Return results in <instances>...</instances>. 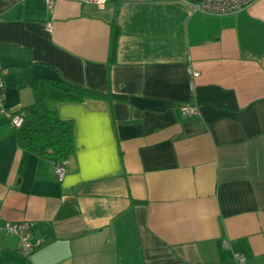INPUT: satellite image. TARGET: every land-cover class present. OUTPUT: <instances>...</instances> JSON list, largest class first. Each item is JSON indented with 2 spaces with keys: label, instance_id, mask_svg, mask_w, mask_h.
I'll use <instances>...</instances> for the list:
<instances>
[{
  "label": "crops",
  "instance_id": "0c3cea01",
  "mask_svg": "<svg viewBox=\"0 0 264 264\" xmlns=\"http://www.w3.org/2000/svg\"><path fill=\"white\" fill-rule=\"evenodd\" d=\"M53 1L0 0L3 107L41 77L112 98L54 106L73 125L61 180L0 111V224L42 240L24 259L0 232V264H264V0Z\"/></svg>",
  "mask_w": 264,
  "mask_h": 264
},
{
  "label": "trees",
  "instance_id": "16d2710c",
  "mask_svg": "<svg viewBox=\"0 0 264 264\" xmlns=\"http://www.w3.org/2000/svg\"><path fill=\"white\" fill-rule=\"evenodd\" d=\"M117 32L111 27V43ZM34 101L18 112L23 113V125L14 130L18 148L35 156L66 160L73 152V125L61 120L55 110L59 103H82L86 100H109L111 94H101L65 80L36 78L31 84Z\"/></svg>",
  "mask_w": 264,
  "mask_h": 264
},
{
  "label": "built area",
  "instance_id": "2783aa9c",
  "mask_svg": "<svg viewBox=\"0 0 264 264\" xmlns=\"http://www.w3.org/2000/svg\"><path fill=\"white\" fill-rule=\"evenodd\" d=\"M46 9L49 13L53 12L54 1L44 0ZM131 3H155V2H179L189 5L194 12H200L207 15H229L236 14L245 10L250 4L256 0H123ZM85 3L93 4L102 8L107 0H84ZM50 29V25L47 26ZM198 76L197 72H191V79ZM193 83L190 82L192 88ZM3 84L0 80V111L5 114L11 123L14 130L19 129L24 121L25 116L18 111L10 112L3 107ZM182 114L186 117H194L198 115V108L196 105H186L181 107ZM66 160L56 161L53 165V172L61 180L65 174ZM1 218V217H0ZM0 232L6 235H13L18 238L17 253L24 259H29L33 251H35L41 244V239H32L27 223H11L4 222L0 224ZM223 246L227 247L226 241H223ZM233 258L236 264H243L245 258L234 253Z\"/></svg>",
  "mask_w": 264,
  "mask_h": 264
}]
</instances>
